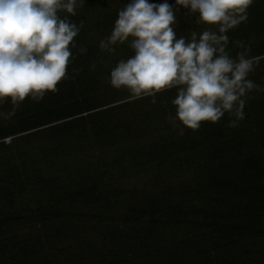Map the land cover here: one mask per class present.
Wrapping results in <instances>:
<instances>
[{
	"label": "trees",
	"instance_id": "trees-1",
	"mask_svg": "<svg viewBox=\"0 0 264 264\" xmlns=\"http://www.w3.org/2000/svg\"><path fill=\"white\" fill-rule=\"evenodd\" d=\"M131 2L84 0L68 17L83 25L68 78L0 117V264H264V92L249 93L238 126L226 113L192 131L169 120L176 88L141 98L113 88L111 70L134 53L99 41ZM166 2L177 38L209 27ZM247 16L227 50L250 48L248 78L264 88V0Z\"/></svg>",
	"mask_w": 264,
	"mask_h": 264
},
{
	"label": "clouds",
	"instance_id": "clouds-1",
	"mask_svg": "<svg viewBox=\"0 0 264 264\" xmlns=\"http://www.w3.org/2000/svg\"><path fill=\"white\" fill-rule=\"evenodd\" d=\"M252 3L176 0L190 14L198 13V23L209 26L186 39L177 38L176 12L166 0L161 4L132 0L119 10L111 34L99 41L103 52L114 53L115 45L127 42L134 53L111 70L110 85L136 98L176 88L171 101L176 113L169 116L173 126L179 122L197 131L202 122L215 124L226 113L235 118L228 126H238L249 93L264 92L248 78L258 60L249 56L250 48L237 41L242 50L235 57L227 50V33L247 21ZM83 6L84 0H0V102L13 105L0 117L11 119L26 98L39 102L68 78L70 46H75L74 38L83 26L68 17ZM61 12L67 15L62 18Z\"/></svg>",
	"mask_w": 264,
	"mask_h": 264
},
{
	"label": "rangeland",
	"instance_id": "rangeland-1",
	"mask_svg": "<svg viewBox=\"0 0 264 264\" xmlns=\"http://www.w3.org/2000/svg\"><path fill=\"white\" fill-rule=\"evenodd\" d=\"M149 1H150L149 3L154 2V0H149ZM141 178L144 180L146 178V176L143 174V176Z\"/></svg>",
	"mask_w": 264,
	"mask_h": 264
}]
</instances>
